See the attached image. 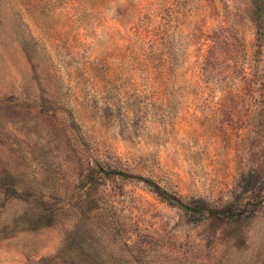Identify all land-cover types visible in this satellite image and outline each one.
Masks as SVG:
<instances>
[{
  "label": "rangeland",
  "instance_id": "1",
  "mask_svg": "<svg viewBox=\"0 0 264 264\" xmlns=\"http://www.w3.org/2000/svg\"><path fill=\"white\" fill-rule=\"evenodd\" d=\"M0 264H264V0H0Z\"/></svg>",
  "mask_w": 264,
  "mask_h": 264
},
{
  "label": "trees",
  "instance_id": "2",
  "mask_svg": "<svg viewBox=\"0 0 264 264\" xmlns=\"http://www.w3.org/2000/svg\"><path fill=\"white\" fill-rule=\"evenodd\" d=\"M191 210L196 211V212H200V213L201 212H207L208 214L218 215V216L223 215V214L226 213V211H218V210H213V209H210V208L199 207V206L193 207V209L191 208ZM226 216H227L228 219H233L234 218V215H226Z\"/></svg>",
  "mask_w": 264,
  "mask_h": 264
}]
</instances>
